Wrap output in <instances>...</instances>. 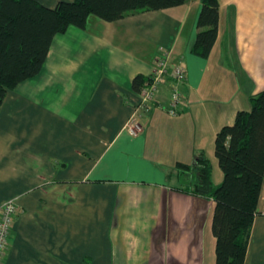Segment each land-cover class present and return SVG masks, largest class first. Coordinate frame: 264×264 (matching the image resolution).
<instances>
[{"label": "crops", "instance_id": "obj_1", "mask_svg": "<svg viewBox=\"0 0 264 264\" xmlns=\"http://www.w3.org/2000/svg\"><path fill=\"white\" fill-rule=\"evenodd\" d=\"M218 1L208 57L193 51L202 0L113 22L91 15L85 29L57 34L42 72L8 92L0 206L14 200L19 212L4 264H216L213 199L182 190L193 179L176 164L206 157L221 184L216 135L264 91V0ZM160 59L186 69L179 114L167 112L166 76L133 136V80ZM244 264H264V180Z\"/></svg>", "mask_w": 264, "mask_h": 264}, {"label": "trees", "instance_id": "obj_2", "mask_svg": "<svg viewBox=\"0 0 264 264\" xmlns=\"http://www.w3.org/2000/svg\"><path fill=\"white\" fill-rule=\"evenodd\" d=\"M189 1L74 0L49 8L36 0H0V107L9 91L42 72L54 37L69 27L85 29L91 15L113 22ZM219 5L218 0H202L193 46L202 57L209 56L218 36ZM148 79L136 76L135 92ZM215 156L223 172L217 186L206 157L193 165L177 163L176 169L181 179H193L182 190L213 199L216 264H244L264 180V91L251 98L250 110L239 111L234 124L217 133Z\"/></svg>", "mask_w": 264, "mask_h": 264}, {"label": "built area", "instance_id": "obj_3", "mask_svg": "<svg viewBox=\"0 0 264 264\" xmlns=\"http://www.w3.org/2000/svg\"><path fill=\"white\" fill-rule=\"evenodd\" d=\"M166 76L173 78L171 103L167 112L172 116L179 114L182 104L181 85L187 80L186 69L181 64H170L167 59H160L156 62L154 74L149 76L136 92L134 112L126 123V129L131 135L135 136L143 131L142 121L155 106L158 88ZM18 212L19 207L14 200H9L0 206V264H4L14 219Z\"/></svg>", "mask_w": 264, "mask_h": 264}, {"label": "rangeland", "instance_id": "obj_4", "mask_svg": "<svg viewBox=\"0 0 264 264\" xmlns=\"http://www.w3.org/2000/svg\"><path fill=\"white\" fill-rule=\"evenodd\" d=\"M215 169H216L215 173H217V174L219 173V175L221 174L223 176V172H222L218 162H216ZM215 178H216V174H215Z\"/></svg>", "mask_w": 264, "mask_h": 264}]
</instances>
